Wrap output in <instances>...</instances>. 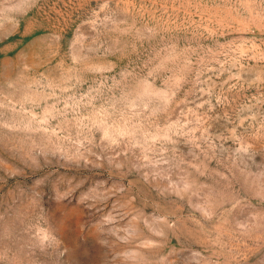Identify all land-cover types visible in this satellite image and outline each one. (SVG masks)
Wrapping results in <instances>:
<instances>
[{
	"label": "rangeland",
	"instance_id": "1",
	"mask_svg": "<svg viewBox=\"0 0 264 264\" xmlns=\"http://www.w3.org/2000/svg\"><path fill=\"white\" fill-rule=\"evenodd\" d=\"M0 264H264V0H0Z\"/></svg>",
	"mask_w": 264,
	"mask_h": 264
}]
</instances>
